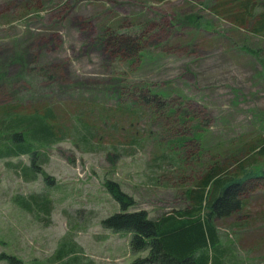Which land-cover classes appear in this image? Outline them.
Listing matches in <instances>:
<instances>
[{"label": "rangeland", "instance_id": "rangeland-1", "mask_svg": "<svg viewBox=\"0 0 264 264\" xmlns=\"http://www.w3.org/2000/svg\"><path fill=\"white\" fill-rule=\"evenodd\" d=\"M222 1L0 0V116L53 108L64 139L36 145L34 179L31 155L0 158V264H134L149 251L134 254L131 232L102 224L121 211L109 184L135 198L129 211L156 218L192 210L212 170L264 173L251 151L264 144V35L212 11ZM121 28L146 32L136 57L107 46ZM136 84L166 109L136 100ZM20 122L12 128L41 121ZM3 124L0 147L12 144ZM33 195L44 210L24 208ZM242 200L210 220L209 264H264V178Z\"/></svg>", "mask_w": 264, "mask_h": 264}, {"label": "trees", "instance_id": "trees-1", "mask_svg": "<svg viewBox=\"0 0 264 264\" xmlns=\"http://www.w3.org/2000/svg\"><path fill=\"white\" fill-rule=\"evenodd\" d=\"M258 8L256 0H223L217 6H213L212 11L217 15H224L222 11H225L227 19L234 24L264 35V9L257 12ZM127 28L129 29L128 26ZM146 36L145 31L143 34L130 30L112 31L107 33L105 42L115 55L133 58L141 53L143 39ZM145 88V84L133 85L129 94H133L136 100L144 103L151 111L165 110L167 104L160 96L158 94L147 96L144 93ZM43 112L42 114L36 111L33 115H20L15 118L8 109L0 116V124L4 123L1 132L12 142L11 145L6 143L1 145L0 158L31 155L32 163L25 165L23 170L26 178L30 175V179L37 176V169H41L44 162V159H41L43 155L37 154L36 145L47 149L64 140L58 127L60 124L58 112L53 108L44 109ZM29 117L34 122H43L42 125L40 126V122L27 131L20 127L12 128L13 119L19 118L22 126ZM251 151H255L252 159L263 156L264 144L252 147ZM242 165L240 169L244 167ZM241 173L243 174L226 173L224 176V173L212 170L194 195L196 205L192 210L166 214L157 219H153L147 210L129 211V208L137 205L135 198L125 193L118 184H109L111 194L121 205V211L104 219L102 224L115 232H131L133 235L131 249L134 254L149 251L147 257L139 258L134 264H209L211 254L202 249L212 246L213 250L217 251L218 246L214 245L219 244L217 232L210 220L214 217H229L241 210L247 182L264 178V173L252 174L247 172L246 168H243ZM48 181L51 183L50 178ZM32 199L37 204L33 205L23 199L21 203L24 208L32 210L37 207L44 210V195H33Z\"/></svg>", "mask_w": 264, "mask_h": 264}, {"label": "crops", "instance_id": "crops-1", "mask_svg": "<svg viewBox=\"0 0 264 264\" xmlns=\"http://www.w3.org/2000/svg\"><path fill=\"white\" fill-rule=\"evenodd\" d=\"M153 219H157V218H159V217H156V218H154V217H152Z\"/></svg>", "mask_w": 264, "mask_h": 264}, {"label": "bare ground", "instance_id": "bare-ground-1", "mask_svg": "<svg viewBox=\"0 0 264 264\" xmlns=\"http://www.w3.org/2000/svg\"><path fill=\"white\" fill-rule=\"evenodd\" d=\"M260 46V45H259ZM256 135H257V133H256Z\"/></svg>", "mask_w": 264, "mask_h": 264}]
</instances>
